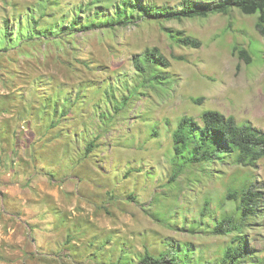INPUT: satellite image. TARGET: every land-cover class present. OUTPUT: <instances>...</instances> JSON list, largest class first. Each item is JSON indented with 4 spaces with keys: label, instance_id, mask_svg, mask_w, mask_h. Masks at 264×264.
Listing matches in <instances>:
<instances>
[{
    "label": "rangeland",
    "instance_id": "374dc122",
    "mask_svg": "<svg viewBox=\"0 0 264 264\" xmlns=\"http://www.w3.org/2000/svg\"><path fill=\"white\" fill-rule=\"evenodd\" d=\"M119 1L0 0V264H118L123 253L144 264L147 250L158 255L171 241L180 249L190 244L193 263L216 264L235 237L212 229L214 218L237 206L228 191L247 179L264 191V159L217 163L212 171L186 167L177 181L170 162L183 115L200 120L214 109L264 130L259 13L233 7L209 17L58 33L59 17L79 15L81 5L85 19ZM32 15L40 20L35 27ZM170 29L201 46L177 43ZM153 47L169 60L166 78L140 88L117 115L116 103L141 86L134 57ZM237 48L249 52L250 63ZM206 201L207 217L200 215ZM261 208L246 232L255 261L245 264H264V202Z\"/></svg>",
    "mask_w": 264,
    "mask_h": 264
},
{
    "label": "trees",
    "instance_id": "16d2710c",
    "mask_svg": "<svg viewBox=\"0 0 264 264\" xmlns=\"http://www.w3.org/2000/svg\"><path fill=\"white\" fill-rule=\"evenodd\" d=\"M52 3V6H54L55 1ZM81 6L79 15L72 11L74 15L69 20L66 15L59 17L62 25L58 28V31H60L58 33L72 32L76 29L124 27L136 22L138 19L181 21L186 18L209 17L213 14H228L233 7H236L244 14L259 13L256 26L264 34V0H213L208 2L182 0L178 5H157L144 3L143 0H121L114 4L113 11L106 15H102V8H97L93 12L94 16L88 15L85 19L81 18L85 10L84 5ZM49 15L43 13L41 18L50 17ZM59 18L55 19L57 26L59 25ZM31 19L34 27L40 23V20L33 15ZM67 21V25H63ZM7 25H9L8 20H6ZM170 32H175L171 36L181 45L195 48L201 46V41L198 38L184 34L183 31L170 29ZM47 34V32L44 33L46 38L49 37V35L47 37ZM30 36L32 37L31 34ZM238 50L240 59L250 63L251 55L249 52L246 49ZM134 64L141 86L135 85L129 94L116 103L115 111L117 115L118 112L120 114L123 104L131 99L133 101L134 96L142 93L140 88L141 90L142 87L150 88L151 83H162L163 79L166 78L162 69H166L170 63L159 48L153 47L146 49L141 56L136 55ZM58 108L57 101L54 109L55 113H57ZM106 111L111 115L110 110ZM107 112L103 111L100 116H105ZM115 120L117 118L113 114L109 122L105 124V128H110ZM154 129L157 132L156 127ZM173 135V153L170 157L172 165L171 180L177 181L176 178L179 173L185 171L186 167H189L190 170H198L204 165H209L212 171V166L217 163L254 166L258 161L264 159V130L250 122L239 123L233 115H225L218 110L208 109L203 111L200 120L189 115H183L173 131ZM95 145L91 141L88 149ZM190 179L194 180L191 177ZM227 199L235 200L237 206L233 212L223 213L221 217L214 218L212 229L217 235L234 234L235 237L233 242L224 249L220 260L216 264L253 263L255 255L248 248L246 232L252 227L251 222L259 217L262 212L263 188L255 181L247 179L241 187H231L227 193ZM203 205L200 215L206 217L211 215L210 201H206ZM155 216L159 217L160 215L155 214ZM202 220L200 219L197 224H201ZM170 245L174 247V254L171 252ZM177 245L174 241L169 242L167 249L161 251L158 255L147 250L142 255L141 260L144 264H213L212 261H205L200 257L196 258L195 263H193L192 246L185 244L183 249H180ZM118 264H132L131 255L121 254Z\"/></svg>",
    "mask_w": 264,
    "mask_h": 264
}]
</instances>
